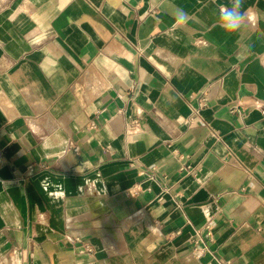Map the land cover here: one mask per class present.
I'll use <instances>...</instances> for the list:
<instances>
[{"label": "crops", "instance_id": "0c3cea01", "mask_svg": "<svg viewBox=\"0 0 264 264\" xmlns=\"http://www.w3.org/2000/svg\"><path fill=\"white\" fill-rule=\"evenodd\" d=\"M221 6L0 0V264H264V0Z\"/></svg>", "mask_w": 264, "mask_h": 264}, {"label": "clouds", "instance_id": "9594fccd", "mask_svg": "<svg viewBox=\"0 0 264 264\" xmlns=\"http://www.w3.org/2000/svg\"><path fill=\"white\" fill-rule=\"evenodd\" d=\"M244 0H230V6H221L218 22L227 32H238L245 23L246 12L243 10ZM178 22L187 19V13L180 10Z\"/></svg>", "mask_w": 264, "mask_h": 264}]
</instances>
